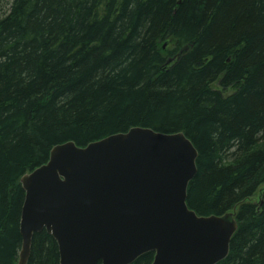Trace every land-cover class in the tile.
Instances as JSON below:
<instances>
[{
	"label": "trees",
	"instance_id": "obj_1",
	"mask_svg": "<svg viewBox=\"0 0 264 264\" xmlns=\"http://www.w3.org/2000/svg\"><path fill=\"white\" fill-rule=\"evenodd\" d=\"M134 127L197 148L189 207L238 222L218 264H264V0H0V264L19 263L21 178ZM28 264H61L46 230Z\"/></svg>",
	"mask_w": 264,
	"mask_h": 264
},
{
	"label": "water",
	"instance_id": "obj_2",
	"mask_svg": "<svg viewBox=\"0 0 264 264\" xmlns=\"http://www.w3.org/2000/svg\"><path fill=\"white\" fill-rule=\"evenodd\" d=\"M199 153L183 133L134 127L85 147L55 146L21 178L26 192L18 264L46 230L61 264H218L238 230L234 213L203 216L188 205Z\"/></svg>",
	"mask_w": 264,
	"mask_h": 264
},
{
	"label": "bare ground",
	"instance_id": "obj_3",
	"mask_svg": "<svg viewBox=\"0 0 264 264\" xmlns=\"http://www.w3.org/2000/svg\"><path fill=\"white\" fill-rule=\"evenodd\" d=\"M22 185V184H21Z\"/></svg>",
	"mask_w": 264,
	"mask_h": 264
}]
</instances>
